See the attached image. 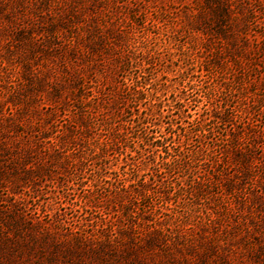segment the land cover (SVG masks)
<instances>
[{
	"label": "rangeland",
	"instance_id": "1",
	"mask_svg": "<svg viewBox=\"0 0 264 264\" xmlns=\"http://www.w3.org/2000/svg\"><path fill=\"white\" fill-rule=\"evenodd\" d=\"M62 58L90 106L118 97L105 89L145 87L143 101L96 112L94 140L124 131L119 154L49 158L56 134L38 133ZM55 106L57 130L85 114L78 101ZM7 120L26 123L33 149ZM146 133L167 136L165 157L186 163L164 179L169 200L130 216L91 204L147 156L162 166L159 148L142 150ZM152 168L141 183L154 182ZM153 227L165 238L148 247ZM0 264H264V0H0Z\"/></svg>",
	"mask_w": 264,
	"mask_h": 264
},
{
	"label": "trees",
	"instance_id": "2",
	"mask_svg": "<svg viewBox=\"0 0 264 264\" xmlns=\"http://www.w3.org/2000/svg\"><path fill=\"white\" fill-rule=\"evenodd\" d=\"M218 14L219 21V27L222 29L226 22L224 21L225 18L228 16V8L226 6L220 8V10L216 11ZM225 27V26H224ZM223 35V34H222ZM64 59V58H62ZM128 64V61L126 59L122 60V67H125ZM124 65V66H123ZM74 69V73L72 74L70 70ZM60 70V80L58 79V82L55 86H51V88L48 90V98H44V102L46 105L47 113L43 120H41L40 124L45 128V131L38 133L40 135H45L46 138L51 139V137L54 136V142L50 149L49 158L52 160H59L64 159L70 160V159H77V160H89L94 159L97 157H100L102 155L109 156L111 154L118 153L119 146H122L123 144H126L125 141V134L124 131L121 129H115L113 130L112 134L107 138L105 142H99L98 140H94L93 136V130L95 129V124L97 120V114L96 112L100 109H104L107 111V113L114 111L116 113H119L121 110L120 107L122 104L126 106V101L133 100L134 102H140L145 99L146 90L143 85L139 86L138 84H130L129 86H126L124 88L123 92L121 90H116V93L111 92L104 93L105 90H103L101 94L105 96V98L117 95L118 97L113 100V102H106V103H98L95 105L90 106L86 102V98L84 95V91L86 89L85 84L82 83L84 77L82 74L75 70V68L67 62V59H64L61 61L59 65ZM116 80V78H115ZM117 81V80H116ZM102 88V87H101ZM79 89V91H78ZM118 89V88H116ZM101 92V91H100ZM122 95H121V93ZM68 97V99H62L64 98V95ZM114 98V97H113ZM72 100L78 101L80 105L83 107L84 116H82L79 119H76L74 122L77 127L74 129L70 128H64L62 127V130H57V127L55 126L57 122V118L61 112V107L57 108L55 104H66L69 103V101ZM181 99L175 102L176 108H180ZM46 102H50V104H47ZM50 106V108H49ZM128 107V106H126ZM158 108L157 106H154ZM153 109H150L149 111L151 114L155 112ZM182 107V105H181ZM133 110V109H132ZM49 111V112H48ZM148 111V109H147ZM139 112V110H138ZM107 123L112 121L114 115L110 116L108 115ZM211 120H220L221 122H227V117L218 118L216 113H212L210 117L208 118ZM207 122L205 120L203 124L200 126L201 133H203L204 125ZM26 123L23 122V120H18L16 124L10 123L9 120L6 121V124H2L3 130H9L12 128L14 132H20L21 127L26 126ZM110 124V123H109ZM145 124V122H143ZM19 129V130H18ZM33 128L30 126V134L34 133ZM57 131V132H55ZM22 136L25 138L26 132L24 130L21 131ZM76 134H79L80 136H76ZM28 135V134H27ZM50 135V136H49ZM150 133H146L144 136L138 137L140 139L142 150L145 154H148L149 152H155L157 148H159L162 153L165 155L162 156L163 162L162 166H158L155 164V161L150 158V155L147 156L141 164L137 165L133 170L130 172V176L134 177L135 179H131L130 183L126 186H123L120 190L112 192V189L109 190V194L105 197H102L98 194L94 198L90 199L89 201L94 206L105 207L108 208H119L120 212H122V215H131L133 214L134 209L133 207H137V205L140 202H147L148 204L145 205V207H149V199L160 197L163 200L168 201L170 198V193L166 190V183L165 178L167 177H173L176 170L178 168H186V163H181V159L179 157L175 158H167L165 157L168 152L167 148L165 147L167 140V136L162 137L161 140H156L152 138ZM31 137H26L28 139L29 143V149H33V143L32 140H30ZM83 140V141H82ZM94 140V141H93ZM97 141V142H96ZM160 144V145H159ZM31 145V146H30ZM77 151V152H76ZM112 152V153H111ZM119 154V153H118ZM117 154V155H118ZM118 162V165L121 164L120 161L122 159L118 156L115 158ZM153 165V168L151 170L152 177L155 179L154 182H143L141 183L138 180V177L141 176L144 172L150 168V166ZM154 184V189L151 187ZM183 188V187H182ZM159 198V199H160ZM136 214H140L139 212H135ZM145 213H153V212H145ZM141 221L143 223L146 222V224L150 222L146 216H140ZM139 237V238H138ZM136 238L142 240L141 236H137ZM165 238V232L162 228H155L153 227L150 232H148L145 236V239L142 240V244L147 245L148 247L156 246L164 241ZM133 240V239H132ZM131 240V242H132ZM106 241V240H105Z\"/></svg>",
	"mask_w": 264,
	"mask_h": 264
}]
</instances>
